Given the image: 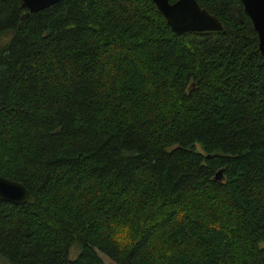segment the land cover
Segmentation results:
<instances>
[{"label":"trees","instance_id":"1","mask_svg":"<svg viewBox=\"0 0 264 264\" xmlns=\"http://www.w3.org/2000/svg\"><path fill=\"white\" fill-rule=\"evenodd\" d=\"M195 1L221 29L0 0V175L33 198L0 201L10 264H264V57L239 0Z\"/></svg>","mask_w":264,"mask_h":264},{"label":"water","instance_id":"2","mask_svg":"<svg viewBox=\"0 0 264 264\" xmlns=\"http://www.w3.org/2000/svg\"><path fill=\"white\" fill-rule=\"evenodd\" d=\"M20 6L29 12L47 8L60 0H19ZM175 34L187 31H211L222 28L221 23L195 0H150ZM257 37V47L264 57V0H239ZM0 201L10 204H31L24 185L0 175Z\"/></svg>","mask_w":264,"mask_h":264},{"label":"rangeland","instance_id":"3","mask_svg":"<svg viewBox=\"0 0 264 264\" xmlns=\"http://www.w3.org/2000/svg\"><path fill=\"white\" fill-rule=\"evenodd\" d=\"M196 149L199 150V147L197 145H196ZM77 252H78V248L75 245H73L68 250V257L69 258H74L76 256ZM99 256L102 259V261H103L104 264H115L113 261H111L110 259H108L102 253H99ZM0 264H10V263L6 259H4L3 257L0 256Z\"/></svg>","mask_w":264,"mask_h":264},{"label":"clouds","instance_id":"4","mask_svg":"<svg viewBox=\"0 0 264 264\" xmlns=\"http://www.w3.org/2000/svg\"><path fill=\"white\" fill-rule=\"evenodd\" d=\"M118 243H121V244H124V243H127V244H131L132 241H131V237L129 235H124V236H121L118 238Z\"/></svg>","mask_w":264,"mask_h":264}]
</instances>
